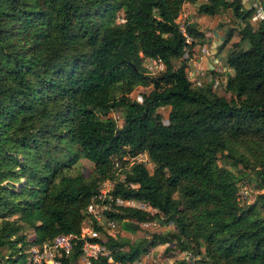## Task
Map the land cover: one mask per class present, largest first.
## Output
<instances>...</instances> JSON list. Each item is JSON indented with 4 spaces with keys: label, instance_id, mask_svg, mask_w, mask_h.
<instances>
[{
    "label": "trees",
    "instance_id": "1",
    "mask_svg": "<svg viewBox=\"0 0 264 264\" xmlns=\"http://www.w3.org/2000/svg\"><path fill=\"white\" fill-rule=\"evenodd\" d=\"M198 1L0 0V264H27L25 247L80 234L87 206L100 203V183L113 176L112 158L125 163L138 153L153 171L130 165L103 201V219L130 233L151 220L175 230L130 241L94 220L100 236L86 239L109 253L90 264H137L156 242L194 251L200 264H264V194L241 203L238 177L225 163L253 170L264 189V155L256 165L234 148L264 144V21L254 27L241 0L197 7L210 16L230 8L244 23L225 56L229 101L212 81L196 87L186 74L184 55L193 56L205 35L195 22L177 19L185 3ZM232 36L228 31L221 47ZM146 58L163 69L147 73ZM137 86L151 87L141 102L130 96ZM165 107L166 124L158 112ZM112 110L121 113L120 126L106 117ZM52 140L67 141L92 162L90 178L66 165L39 166L36 151ZM26 229L34 233L30 242ZM82 242L62 264H77Z\"/></svg>",
    "mask_w": 264,
    "mask_h": 264
},
{
    "label": "rangeland",
    "instance_id": "2",
    "mask_svg": "<svg viewBox=\"0 0 264 264\" xmlns=\"http://www.w3.org/2000/svg\"><path fill=\"white\" fill-rule=\"evenodd\" d=\"M203 2L199 0L197 3L190 4L185 3L180 11L177 22L180 25L189 22H195L197 28L202 31L205 35L204 43L207 44L213 50V54L218 58L219 63L216 65H212L208 63L205 69V76L202 79V84H206L210 82V79H214L217 83L213 89L220 95H223L227 100H231L232 96L229 93L224 91V83L226 80V75L230 71L224 64L225 56L227 52L230 50L231 44L239 41V30L244 25L238 18L233 15L232 10L229 8L224 13L217 14L214 16L199 14L197 13L198 5ZM241 2V1H240ZM242 6V4H241ZM255 27V25H253ZM233 31V36L231 40L223 46V41L226 37L228 31ZM240 46L242 48H247L248 43L246 41L240 42ZM174 64H178V61H175ZM211 64L212 66H209ZM142 66L146 69L147 73H155L157 72V62L151 59H144ZM191 67V66H190ZM194 84V83H193ZM195 85V84H194ZM151 87H141L137 86L130 93L132 98H136L138 95L148 93ZM168 107L160 108L158 112L163 115V117H167ZM99 115H101L99 113ZM106 117L111 118L114 122L120 126L122 124V116L119 111L112 110L106 113ZM234 148L237 152L244 154L250 162L258 165L259 158L258 156L264 155V144L257 145L253 141L241 142L234 145ZM37 164L41 167L46 166L50 168H54L60 165L70 166V174H78L81 173L85 178H90L93 174L94 164L89 160L82 157L76 147L70 145L67 141H58L52 140L50 144L46 146H42L37 151ZM21 159V157H19ZM228 167H232V171L238 177V197L241 203H252L254 200H259V196L264 194V189L257 188L258 179L253 170L247 169L246 167H242L241 165L230 166L229 162H225ZM147 169L152 172L154 169L153 164L148 161L146 164ZM123 176V169L119 172V176ZM122 178V177H121ZM15 187L18 189L20 184H16ZM261 202L257 204L260 206ZM98 207V206H97ZM144 209L150 210V212L154 213L156 210L150 209L148 206L142 204L141 206ZM99 210V208H97ZM261 212L264 214V207H261ZM86 218L83 223L82 231L87 232L89 230L95 231L93 227L94 218L91 217L90 213L85 212ZM104 230L113 236L120 235L125 238H128L130 241L140 240L142 238H151L153 233H166L168 231L175 230V227L172 224L162 223L158 220H151L146 223L140 224V229L134 233H130L127 231L121 230L119 226H116L113 230H108L105 228ZM97 236H100V233L95 231ZM25 240L26 242H30L34 239V233L31 229H26ZM20 246V243L19 245ZM175 244L166 243L161 244L156 242L155 245L150 247L148 251L142 254L137 261V264H175V262H179L184 260L186 264H200V259L195 255V252H191V257L188 259H184V252L177 251H167V248H173ZM27 249L25 247L24 250L27 256Z\"/></svg>",
    "mask_w": 264,
    "mask_h": 264
},
{
    "label": "built area",
    "instance_id": "3",
    "mask_svg": "<svg viewBox=\"0 0 264 264\" xmlns=\"http://www.w3.org/2000/svg\"><path fill=\"white\" fill-rule=\"evenodd\" d=\"M241 4V10L249 12L248 21L252 25H255L256 27L259 22L264 21V0H241ZM186 42L190 43L191 39L187 37ZM184 57L188 58L186 67L187 77L195 84L194 86L196 87L203 85L201 81L205 76V66H207L205 65V61L211 63L212 65L219 63L218 58L215 54H213L212 48L204 43V39L197 45L193 56L189 57L188 53H185ZM157 65V72L163 69V64L161 62H157ZM211 81L213 82L212 78L210 79V82ZM216 85L217 83L214 81L212 86L215 87ZM135 99L139 102L142 101V97L139 95ZM164 123H167L166 117L164 118ZM122 159L125 163L121 162L117 157L112 158L113 176L100 183L99 192L95 196V200L100 203H91L86 208V212L88 211L95 221L105 225V228L108 230H113L118 225L115 221L103 219L102 212L109 208L108 203H103V201L108 197V193L114 183L121 181L124 178V171L127 170L130 165L133 163H142L146 166L149 161L145 153H138L134 156H124ZM122 169L123 176H119V172ZM116 201L117 204L136 206L139 208H142L141 206L143 204L133 200L117 199ZM97 208H99V210ZM88 236H97V233L92 230L87 232L81 230L80 234L60 233L54 238L40 244H31L27 249L26 262L27 264H62L63 259L72 252L77 240L79 239H82L83 242L81 244V254L76 261L77 264H90L91 259H95L100 255H106L109 253V251H107L102 244L87 240L86 237ZM189 257H191V252H185L184 259H188Z\"/></svg>",
    "mask_w": 264,
    "mask_h": 264
},
{
    "label": "crops",
    "instance_id": "4",
    "mask_svg": "<svg viewBox=\"0 0 264 264\" xmlns=\"http://www.w3.org/2000/svg\"><path fill=\"white\" fill-rule=\"evenodd\" d=\"M204 40H205V38H204ZM208 63H205V65H207ZM209 66H212L211 64H209ZM215 80L213 79V82H214Z\"/></svg>",
    "mask_w": 264,
    "mask_h": 264
}]
</instances>
